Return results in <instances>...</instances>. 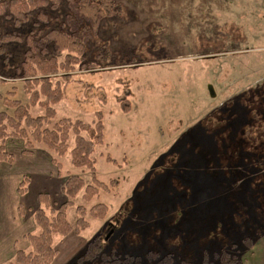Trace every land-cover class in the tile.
I'll list each match as a JSON object with an SVG mask.
<instances>
[{
    "label": "rangeland",
    "instance_id": "obj_1",
    "mask_svg": "<svg viewBox=\"0 0 264 264\" xmlns=\"http://www.w3.org/2000/svg\"><path fill=\"white\" fill-rule=\"evenodd\" d=\"M115 1L125 13L102 22L88 44L84 61L92 65L75 66L70 79L48 88L14 78L24 44L2 46L0 112L10 125L0 149V201L14 204L5 189L15 173L31 180L39 167L58 181L53 209L67 201L61 190L71 175L109 186L89 203L84 190L75 197L89 228L54 236L53 264L74 261L96 235L137 264H218L232 246L244 264H264V0ZM44 11L61 21L67 14L64 1L60 11ZM37 13L24 31L37 32ZM106 42L113 62L102 65L94 58ZM128 92L132 109L124 113L116 98ZM3 98L48 119L25 126ZM25 151L37 157H22ZM35 181L25 198L54 187ZM96 203L108 208L102 220L88 215Z\"/></svg>",
    "mask_w": 264,
    "mask_h": 264
},
{
    "label": "trees",
    "instance_id": "obj_2",
    "mask_svg": "<svg viewBox=\"0 0 264 264\" xmlns=\"http://www.w3.org/2000/svg\"><path fill=\"white\" fill-rule=\"evenodd\" d=\"M63 1L67 14L62 21L44 11L45 9H49L53 13L60 11ZM33 12H38L37 22L34 24V26L38 25L36 33L32 30H23V27L28 25L29 16ZM124 13V5L115 0H0V59L8 60L5 50L2 48L3 45L11 42L24 44L26 49L23 52V60L15 70L14 78H22L26 86L36 84V89L48 88L51 82H60L59 78L70 79L75 66L90 67L92 64L84 61V55L88 52V44L96 38L102 22L121 17ZM4 26L9 28L7 32L3 31ZM11 29L18 33H10ZM109 45L106 42L99 46L94 58L97 63L106 65L113 62V59L109 60L108 58V54L111 58L114 55L108 48ZM139 49L138 47L136 54L139 53ZM64 53L66 54L63 57ZM50 55L53 56L48 57ZM61 57L63 61L59 59ZM119 62L121 61L117 59L114 63L121 65ZM128 62L130 61H123V64ZM12 95H14L13 92L10 93V96ZM130 97L131 94L128 92L124 97L116 98V104L124 113H129L132 109ZM13 102L3 98V104L8 110L14 109V117L23 121L25 126L37 122L41 125L42 121L48 119V117L41 119L40 116L33 118L30 114L33 105L23 106L20 100ZM6 113L0 112L1 150H4L5 139L9 135L7 128L10 125V117ZM99 122L102 123V119ZM78 126L82 128L84 124L77 123L74 127ZM103 127L105 128V125ZM97 139H101L100 134L97 135ZM24 145L25 148L29 147L30 140L24 139ZM44 145L49 147L48 142H45ZM23 153L30 154L26 151ZM29 181L28 177H24L19 188L20 195L23 196L26 193ZM115 183L112 181V184ZM83 190V199L89 203L101 192H108L109 186L96 177L92 178V184L87 185L84 179L71 175L61 190L67 201L59 205L57 209L52 208L51 197L48 193L40 194L39 200L43 203V207L34 213L35 224L39 232L28 236L30 249L17 250L14 261L7 264H53L58 254L54 245V236L66 237L73 232L80 235L89 228V223L86 220V208L74 205L75 197ZM72 207H75L77 215L74 225H71L68 220V211ZM22 209L20 207V213H22ZM107 212L108 208L105 204L96 203L90 208L88 215L94 219L102 220L106 217ZM105 241L100 235L94 236L88 242L84 252L69 264H91L95 260H100L101 264H137L134 256H120L109 251ZM244 242L250 247L253 240L248 238ZM232 248H228L230 251L224 249L220 253L218 264H244L242 258L237 252L231 250Z\"/></svg>",
    "mask_w": 264,
    "mask_h": 264
},
{
    "label": "crops",
    "instance_id": "obj_3",
    "mask_svg": "<svg viewBox=\"0 0 264 264\" xmlns=\"http://www.w3.org/2000/svg\"><path fill=\"white\" fill-rule=\"evenodd\" d=\"M22 157H32L34 159L37 156L24 155ZM45 167L47 168L46 163H45ZM36 170L37 171L32 172V179L29 181L27 191L23 196L20 195L19 192V188L22 183L19 177L22 178V176L25 175H23L22 171L15 173L14 181L11 182L10 185H7L5 189V191H9V193L11 194L14 204L11 203L9 206H7L6 196L0 201V264H7L9 262L14 261L17 250L30 249L28 236L30 234H38L39 232V229L36 226L34 220L35 211L43 207V203H41V201L39 200V195L42 193H49V195L50 194L53 195L56 192L53 189H57L59 187L58 181L52 182L47 178V176H44L46 172L44 170H41V167L37 168ZM34 178L35 179L40 178L42 179L41 183H44V181H46V186H48V184L51 183L54 185V187L52 186L53 188L49 189L48 191H45L46 189H38L39 191L36 192H38L39 195H37L36 197L33 198V200H31L28 197L25 198V195L28 194L29 190L32 187H35L37 189L38 182L35 181ZM2 191H3V187L1 183L0 193ZM20 207L23 208L22 213H20ZM26 223L29 224L28 228L25 227ZM72 235H76V234H71L67 237H70ZM81 235H76V236L79 237Z\"/></svg>",
    "mask_w": 264,
    "mask_h": 264
},
{
    "label": "water",
    "instance_id": "obj_4",
    "mask_svg": "<svg viewBox=\"0 0 264 264\" xmlns=\"http://www.w3.org/2000/svg\"><path fill=\"white\" fill-rule=\"evenodd\" d=\"M106 239H108V237Z\"/></svg>",
    "mask_w": 264,
    "mask_h": 264
}]
</instances>
